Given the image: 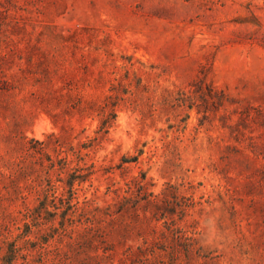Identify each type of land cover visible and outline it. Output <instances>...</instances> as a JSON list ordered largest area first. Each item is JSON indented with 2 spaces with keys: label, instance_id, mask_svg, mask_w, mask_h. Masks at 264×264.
Wrapping results in <instances>:
<instances>
[{
  "label": "rangeland",
  "instance_id": "374dc122",
  "mask_svg": "<svg viewBox=\"0 0 264 264\" xmlns=\"http://www.w3.org/2000/svg\"><path fill=\"white\" fill-rule=\"evenodd\" d=\"M0 264H264V0H0Z\"/></svg>",
  "mask_w": 264,
  "mask_h": 264
}]
</instances>
